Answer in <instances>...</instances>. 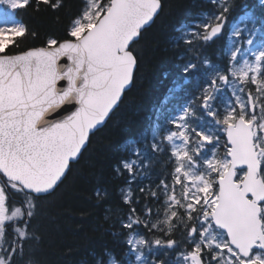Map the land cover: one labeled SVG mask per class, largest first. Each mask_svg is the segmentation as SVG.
<instances>
[{"label":"snow or ice","instance_id":"snow-or-ice-1","mask_svg":"<svg viewBox=\"0 0 264 264\" xmlns=\"http://www.w3.org/2000/svg\"><path fill=\"white\" fill-rule=\"evenodd\" d=\"M205 3L200 19L177 29L175 46L195 52L227 30L224 65L199 57L178 63L181 75L153 109L152 124L127 139V156L112 169L128 185L150 182L163 154L169 177L156 190L140 188L163 212L138 209L139 198L121 189L128 208H110L105 221L110 234L125 237L128 260L102 248L94 264H165L160 257L170 254L174 264H264V0L260 15L244 6L231 21L235 0ZM29 8L52 14L61 30L13 51L16 38L39 37L13 18ZM163 8V0L73 7L70 0H0V264H45L34 227L41 202L123 103L139 70L138 46ZM195 74L203 82L181 96ZM93 194L101 205L109 201L103 183Z\"/></svg>","mask_w":264,"mask_h":264},{"label":"trees","instance_id":"trees-1","mask_svg":"<svg viewBox=\"0 0 264 264\" xmlns=\"http://www.w3.org/2000/svg\"><path fill=\"white\" fill-rule=\"evenodd\" d=\"M77 2L78 0H70V7ZM163 3V11L145 32L138 46L139 70L134 84L126 91L123 103L107 125L92 138L84 160L73 169L53 195L41 202L34 227L42 237L41 251L45 264H94L93 254L102 248L110 249L117 258L127 261L128 258L124 256L125 237L110 234V221H105L110 208L127 210V205L121 207V189L130 188L133 199L139 198V204L136 205L138 209H143L147 204L154 213L156 209H160L161 214L163 212L160 204L140 191V188L145 187L156 190L159 180L169 177L163 154L153 164L150 182L138 179L136 183L128 185L125 183L126 175H113V166L120 159L126 158L127 139L152 124L150 118L153 116V109L161 105L168 89L173 86V79L181 75L176 65L187 60L195 62L199 57L208 58L223 66V53L227 46L226 30L215 42L195 52L186 51V46L182 43L176 47V38L181 35L177 29L183 24L190 25L192 21L200 19L201 13L207 11V5L205 0H163ZM235 4L236 10L230 21L243 15L241 9L244 6L254 8L257 15L261 14L259 0H235ZM15 17L31 31L38 33L39 37L16 38L20 42V48H13V51L40 46L47 36L61 30V25L54 16L43 9L39 12L31 8L18 10ZM181 55L184 56V61L178 59ZM165 73L168 75L165 76ZM203 79L202 75L195 74L180 95L195 92ZM174 103L175 101H169L165 108ZM98 183H103L110 193L109 201L103 205L97 202L93 194ZM114 219L115 216H112L111 220ZM139 231L151 235L145 228H140ZM173 257L174 254H170L160 258L168 264L167 260Z\"/></svg>","mask_w":264,"mask_h":264},{"label":"rangeland","instance_id":"rangeland-1","mask_svg":"<svg viewBox=\"0 0 264 264\" xmlns=\"http://www.w3.org/2000/svg\"><path fill=\"white\" fill-rule=\"evenodd\" d=\"M13 18L17 21V19L15 18V15L13 14ZM241 27H243V24L241 23ZM171 262H174V259H170ZM170 262V263H171ZM172 264V263H171Z\"/></svg>","mask_w":264,"mask_h":264}]
</instances>
